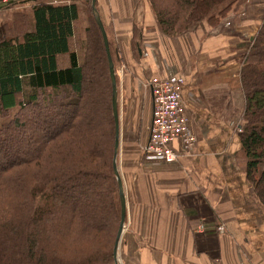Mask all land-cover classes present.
<instances>
[{
	"label": "trees",
	"instance_id": "1",
	"mask_svg": "<svg viewBox=\"0 0 264 264\" xmlns=\"http://www.w3.org/2000/svg\"><path fill=\"white\" fill-rule=\"evenodd\" d=\"M8 1L9 7L18 1L32 7L15 13L0 39V118L7 121L0 125V264H117L122 206L113 85L93 0ZM143 1L168 37L203 22L216 28L248 3ZM96 8L119 86L114 29L99 0ZM140 33L135 27V53ZM240 82L246 176L264 203V14L243 57Z\"/></svg>",
	"mask_w": 264,
	"mask_h": 264
},
{
	"label": "crops",
	"instance_id": "2",
	"mask_svg": "<svg viewBox=\"0 0 264 264\" xmlns=\"http://www.w3.org/2000/svg\"><path fill=\"white\" fill-rule=\"evenodd\" d=\"M138 1L99 0L121 60L120 171L127 230L119 264H264V203L247 180L236 127L245 109L242 62L262 24L259 7L245 4L216 28L203 22L168 37L152 9ZM31 7L0 0V39L4 24ZM135 27L141 32L137 53ZM170 74L183 81L184 113L197 143L179 162L165 165L143 151L153 114L152 94L143 84Z\"/></svg>",
	"mask_w": 264,
	"mask_h": 264
},
{
	"label": "built area",
	"instance_id": "3",
	"mask_svg": "<svg viewBox=\"0 0 264 264\" xmlns=\"http://www.w3.org/2000/svg\"><path fill=\"white\" fill-rule=\"evenodd\" d=\"M146 84L152 94L153 114L149 141L143 151L157 162L175 164L183 155L190 153L197 143L184 113L183 81L170 74L163 78L152 77ZM238 131L241 133L242 129ZM218 231L225 233V227L219 226Z\"/></svg>",
	"mask_w": 264,
	"mask_h": 264
},
{
	"label": "water",
	"instance_id": "4",
	"mask_svg": "<svg viewBox=\"0 0 264 264\" xmlns=\"http://www.w3.org/2000/svg\"><path fill=\"white\" fill-rule=\"evenodd\" d=\"M96 2L97 0H93V9L95 12L96 20L97 23L102 31L104 41H105V46L109 58V63H110V71H111V79H112V85H113V113H114V118L116 122V156H115V173L117 176V180L119 182V187H120V197H121V206H122V219H121V227L120 231L117 237V242H116V247H115V259L116 263L119 264V259H118V252H119V247H120V242L123 236L126 220H127V199L124 191V185L123 181L121 179L120 173L118 171L117 167V157H118V151L120 148V111H119V89H118V83H117V77H116V71H115V65L112 60L111 52H110V46H109V40L108 36L105 30V26L103 24V21L101 19V16L97 12L96 8ZM252 41H254V38H252Z\"/></svg>",
	"mask_w": 264,
	"mask_h": 264
},
{
	"label": "rangeland",
	"instance_id": "5",
	"mask_svg": "<svg viewBox=\"0 0 264 264\" xmlns=\"http://www.w3.org/2000/svg\"><path fill=\"white\" fill-rule=\"evenodd\" d=\"M141 2V5L143 6V4H147L150 8H151V6H150V4L148 3V2H146V1H143V0H141L140 1ZM246 4V3H245ZM245 4H242L241 5V7L239 6V11L241 10V9H243V11H244V9H245V7H243ZM252 4H254L256 7H257V9H258V7H259V14L260 15H258V16H260V21L262 20V16H263V14H264V0H248V3L246 4L247 6H249V5H252ZM152 9V8H151ZM263 12V13H262ZM138 41H139V39H138ZM117 45V44H116ZM135 56H136V54H135ZM121 64V63H120ZM149 79V78H148ZM147 80V79H146ZM143 86L145 87V88H147V84L145 83V84H143ZM119 87V86H118ZM119 89V88H118ZM148 89V88H147ZM119 98H120V92H119ZM12 116L14 115V112H13V114H11ZM7 121L6 120H3V119H1L0 118V125H2L3 123H6ZM120 123H121V121H120ZM240 124V123H239ZM239 124H237V125H239ZM236 127H238V126H236ZM237 129V128H236ZM21 138H22V140L25 142V140L24 139H26V142H27V137L25 136V133H23L22 134V136H21ZM122 158H123V156H122V142H121V147L119 148V151H118V157H117V167H118V171H119V173H120V176L122 177V174H121V171H120V167H121V161H122ZM122 179H123V177H122ZM125 187V186H124ZM124 191H125V194H126V188H124ZM45 200V199H44ZM126 224H127V220H126ZM126 224H125V227H126ZM127 230V228L125 229L124 228V232ZM123 232V233H124ZM121 242H122V240H121ZM121 242H120V247H121ZM123 245V244H122ZM120 252V251H119ZM121 253V252H120ZM119 260H120V258H119ZM121 264V263H120Z\"/></svg>",
	"mask_w": 264,
	"mask_h": 264
}]
</instances>
